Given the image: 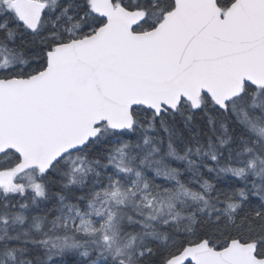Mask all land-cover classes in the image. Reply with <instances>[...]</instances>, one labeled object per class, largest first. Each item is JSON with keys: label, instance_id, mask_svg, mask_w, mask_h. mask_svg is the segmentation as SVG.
I'll use <instances>...</instances> for the list:
<instances>
[{"label": "snow or ice", "instance_id": "snow-or-ice-1", "mask_svg": "<svg viewBox=\"0 0 264 264\" xmlns=\"http://www.w3.org/2000/svg\"><path fill=\"white\" fill-rule=\"evenodd\" d=\"M0 264H264V0H0Z\"/></svg>", "mask_w": 264, "mask_h": 264}]
</instances>
